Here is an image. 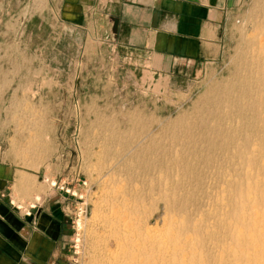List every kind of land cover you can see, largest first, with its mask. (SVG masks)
Instances as JSON below:
<instances>
[{
  "label": "rangeland",
  "instance_id": "374dc122",
  "mask_svg": "<svg viewBox=\"0 0 264 264\" xmlns=\"http://www.w3.org/2000/svg\"><path fill=\"white\" fill-rule=\"evenodd\" d=\"M50 1L0 0V163L11 164L16 178L23 174L20 169L36 173V180L23 174L32 186L29 191L14 185V205H22L20 198L33 192L35 182L30 203L41 202V189V194L54 190L60 194L58 199H45L44 206L68 202L59 264H93L114 250L112 242L109 247L104 243L108 228L103 221L119 211L122 199L111 196V188L143 187L155 179L151 168L138 176L119 169L127 142L133 135L158 132L176 116L192 114L204 92L233 68L235 53L251 32L252 15L262 0L235 2L219 58L204 64L195 81L162 90L138 89L136 77L115 73L110 63L104 65L97 58H81L80 51L90 46L84 47L79 31L71 35L63 30L59 35L58 26L52 32ZM17 129L23 136H13ZM144 189L129 191L123 198H147ZM35 195H40L39 202ZM157 204L151 224L164 216L162 203Z\"/></svg>",
  "mask_w": 264,
  "mask_h": 264
},
{
  "label": "bare ground",
  "instance_id": "6f19581e",
  "mask_svg": "<svg viewBox=\"0 0 264 264\" xmlns=\"http://www.w3.org/2000/svg\"><path fill=\"white\" fill-rule=\"evenodd\" d=\"M19 130L13 136H23ZM121 156L120 170L151 168L155 179L111 188L122 199L103 221L114 250L93 264H264V0L227 76L192 114L133 135ZM23 174L15 183L26 192L32 186ZM144 187L147 198H123ZM157 201L164 216L151 224Z\"/></svg>",
  "mask_w": 264,
  "mask_h": 264
},
{
  "label": "crops",
  "instance_id": "0c3cea01",
  "mask_svg": "<svg viewBox=\"0 0 264 264\" xmlns=\"http://www.w3.org/2000/svg\"><path fill=\"white\" fill-rule=\"evenodd\" d=\"M237 1L51 0L48 25L52 32L61 27L59 35L79 31L84 47L90 46L80 51L81 58H97L115 73L136 77L138 89H171L195 81L204 64L219 58ZM19 172L36 180L34 172ZM17 178L11 164L0 163V264L61 263L68 202L44 206L45 199L60 194L41 189V202L32 207L35 182L16 206L11 197Z\"/></svg>",
  "mask_w": 264,
  "mask_h": 264
},
{
  "label": "built area",
  "instance_id": "2783aa9c",
  "mask_svg": "<svg viewBox=\"0 0 264 264\" xmlns=\"http://www.w3.org/2000/svg\"><path fill=\"white\" fill-rule=\"evenodd\" d=\"M55 185H56V181H53L52 184H51V186H55ZM61 189H62V187H61ZM65 192H66V193H69V189L66 188V189H65ZM31 206H32V207L35 206V203L31 204ZM79 211H82V209H79Z\"/></svg>",
  "mask_w": 264,
  "mask_h": 264
}]
</instances>
